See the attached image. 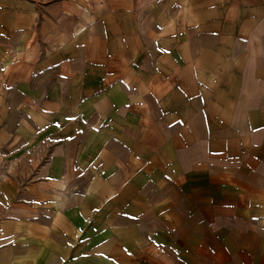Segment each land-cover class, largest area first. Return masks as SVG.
<instances>
[{
  "label": "crops",
  "instance_id": "1",
  "mask_svg": "<svg viewBox=\"0 0 264 264\" xmlns=\"http://www.w3.org/2000/svg\"><path fill=\"white\" fill-rule=\"evenodd\" d=\"M0 47V264H264V0H0Z\"/></svg>",
  "mask_w": 264,
  "mask_h": 264
},
{
  "label": "rangeland",
  "instance_id": "2",
  "mask_svg": "<svg viewBox=\"0 0 264 264\" xmlns=\"http://www.w3.org/2000/svg\"><path fill=\"white\" fill-rule=\"evenodd\" d=\"M42 1L45 4L46 2L59 1V0H42ZM51 28H52L53 34L57 31V29H59L55 23ZM53 34H52L53 39L50 41L51 47H53L55 43H58L54 41ZM38 43H39V47L41 48L40 50H43L45 47H47V45H44L45 43H47V41H41V42L39 41ZM27 44H29V42ZM6 46H7L6 48L9 51L13 49L12 42H9ZM1 48L2 47H0V50ZM12 52L13 51H11V54ZM1 141L2 140L0 138V143ZM9 146L10 145L7 144L5 146L3 145V147L2 146L0 147V231L4 230L5 233L7 234L12 233V226H13V223L15 222V218L12 215L13 214L12 210L15 207H20L19 201H17V198L16 200L14 198V192L17 189V185H18V184L15 185V183L21 181V185H18V187H20V190H24L25 185L30 180L29 177L32 175L31 171L33 173V170L29 167L30 163L34 164L36 157L39 155V154L30 153L28 150L23 149V148L22 150L18 149L16 152L9 151V149L11 148ZM21 218L22 220L30 219L29 216H24ZM12 243H13V240H12ZM3 244L4 243L2 241L0 243V246L2 245V247H4ZM6 245H7L6 246L7 252L5 256L12 257L14 254L13 252L14 250L8 247L10 245L9 243H6Z\"/></svg>",
  "mask_w": 264,
  "mask_h": 264
}]
</instances>
